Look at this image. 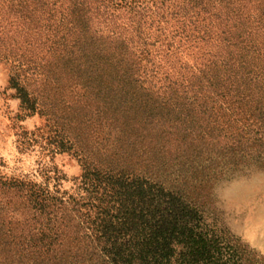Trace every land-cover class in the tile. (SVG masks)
Instances as JSON below:
<instances>
[{"label": "trees", "instance_id": "trees-1", "mask_svg": "<svg viewBox=\"0 0 264 264\" xmlns=\"http://www.w3.org/2000/svg\"><path fill=\"white\" fill-rule=\"evenodd\" d=\"M104 1L0 0V57L12 66L9 83L25 111L37 107L26 85L31 66L45 54L65 61L76 48L104 58L89 68L111 66L120 71L118 82L139 88L166 133L191 141L209 133L229 163L242 162L246 149L262 150L264 0L245 18L228 10L219 24L214 0H176L173 9L135 4L136 19L122 26ZM106 15L112 17L103 22ZM146 19L160 35L151 36ZM184 45L196 51L193 63L177 59ZM71 180V193L58 183L25 185L24 212L0 218V264H242L243 247L147 177L83 166Z\"/></svg>", "mask_w": 264, "mask_h": 264}, {"label": "rangeland", "instance_id": "rangeland-1", "mask_svg": "<svg viewBox=\"0 0 264 264\" xmlns=\"http://www.w3.org/2000/svg\"><path fill=\"white\" fill-rule=\"evenodd\" d=\"M175 1L106 0L104 6L122 26L136 19L131 12L135 4L155 8L162 3L173 9ZM260 1L214 0L217 18L212 20L219 24L230 9L245 18ZM106 17L112 16L106 15L103 22ZM155 24L146 19L153 38L160 35L153 29ZM101 27L106 28L105 23ZM11 30L7 27L8 33ZM180 50L177 59L193 63L196 51L186 45ZM73 51L65 61L45 54L43 61L31 66L35 74L28 76L26 85L37 100L33 112L23 109L9 83L12 66L0 57V218H19L24 212L26 184L55 189L58 183L61 191L71 193V179L83 166H95L147 177L178 193L231 245L245 249L242 264H264V147L256 152L246 149L242 162L229 163L217 152L209 133L202 141H191L184 133H166L153 121L151 100L140 96L139 88L116 80L118 69L89 68L87 63L101 65L104 58ZM56 175L63 178L54 179Z\"/></svg>", "mask_w": 264, "mask_h": 264}]
</instances>
